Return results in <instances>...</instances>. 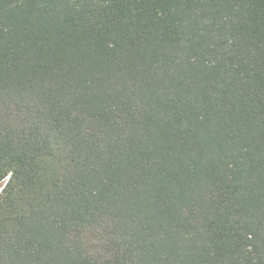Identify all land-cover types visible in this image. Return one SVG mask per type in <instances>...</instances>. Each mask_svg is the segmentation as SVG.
<instances>
[{
  "label": "trees",
  "instance_id": "1",
  "mask_svg": "<svg viewBox=\"0 0 264 264\" xmlns=\"http://www.w3.org/2000/svg\"><path fill=\"white\" fill-rule=\"evenodd\" d=\"M0 264H264V0H0Z\"/></svg>",
  "mask_w": 264,
  "mask_h": 264
},
{
  "label": "built area",
  "instance_id": "2",
  "mask_svg": "<svg viewBox=\"0 0 264 264\" xmlns=\"http://www.w3.org/2000/svg\"><path fill=\"white\" fill-rule=\"evenodd\" d=\"M8 179H6L5 181H3L2 183H0V192L2 191V189L6 186Z\"/></svg>",
  "mask_w": 264,
  "mask_h": 264
}]
</instances>
